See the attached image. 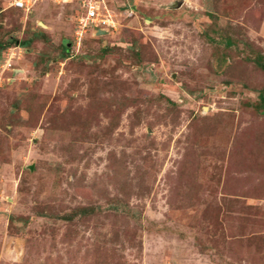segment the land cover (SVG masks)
Wrapping results in <instances>:
<instances>
[{
    "label": "rangeland",
    "instance_id": "rangeland-1",
    "mask_svg": "<svg viewBox=\"0 0 264 264\" xmlns=\"http://www.w3.org/2000/svg\"><path fill=\"white\" fill-rule=\"evenodd\" d=\"M8 2L0 264H264V0Z\"/></svg>",
    "mask_w": 264,
    "mask_h": 264
},
{
    "label": "built area",
    "instance_id": "built-area-1",
    "mask_svg": "<svg viewBox=\"0 0 264 264\" xmlns=\"http://www.w3.org/2000/svg\"><path fill=\"white\" fill-rule=\"evenodd\" d=\"M44 0H9L8 7L28 13L36 4ZM52 3H68L72 0H47ZM80 12L76 17V38L78 41L87 32L97 34L99 30L114 29L115 23L100 0H79Z\"/></svg>",
    "mask_w": 264,
    "mask_h": 264
},
{
    "label": "trees",
    "instance_id": "trees-1",
    "mask_svg": "<svg viewBox=\"0 0 264 264\" xmlns=\"http://www.w3.org/2000/svg\"><path fill=\"white\" fill-rule=\"evenodd\" d=\"M78 2H79V0H77ZM14 9V8H13ZM15 10H17V9H15ZM36 36V35H35ZM31 41V39H26V40H23V41H21V43H20V46L21 47H23V48H28V46L30 45V42ZM64 51L66 52L67 51V47L66 46H64ZM105 52V51H104ZM261 67H262V69L264 70V66H262L261 65ZM263 100V99H262ZM263 103H264V101H263Z\"/></svg>",
    "mask_w": 264,
    "mask_h": 264
},
{
    "label": "water",
    "instance_id": "water-1",
    "mask_svg": "<svg viewBox=\"0 0 264 264\" xmlns=\"http://www.w3.org/2000/svg\"><path fill=\"white\" fill-rule=\"evenodd\" d=\"M179 4H180V3H179ZM104 34H106V31H104V30H99V31L97 32L96 35H104Z\"/></svg>",
    "mask_w": 264,
    "mask_h": 264
},
{
    "label": "clouds",
    "instance_id": "clouds-1",
    "mask_svg": "<svg viewBox=\"0 0 264 264\" xmlns=\"http://www.w3.org/2000/svg\"><path fill=\"white\" fill-rule=\"evenodd\" d=\"M8 8H11V7H8ZM20 11V10H19Z\"/></svg>",
    "mask_w": 264,
    "mask_h": 264
}]
</instances>
